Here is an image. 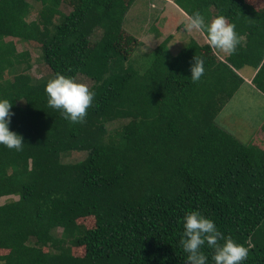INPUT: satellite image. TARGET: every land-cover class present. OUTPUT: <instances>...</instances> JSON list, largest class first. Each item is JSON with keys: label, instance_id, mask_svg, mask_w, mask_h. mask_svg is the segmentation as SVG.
Listing matches in <instances>:
<instances>
[{"label": "trees", "instance_id": "1", "mask_svg": "<svg viewBox=\"0 0 264 264\" xmlns=\"http://www.w3.org/2000/svg\"><path fill=\"white\" fill-rule=\"evenodd\" d=\"M36 1L40 16L29 19L32 1L0 0V99L12 102L9 128L24 139L22 151L0 145V198L19 195L0 201V248L8 249L0 264H186L179 242L185 215L196 210L249 249L242 264H264V138L239 137L222 112L245 82L241 68L264 95V4L175 0L206 25L225 16L243 41L220 57L208 41L191 37L171 54L165 40L140 71L118 48L131 38L123 25L136 0H75L67 14V0ZM98 29L103 36L90 46ZM18 39L41 44L51 76L34 80L19 67H30V53ZM195 55L205 67L198 82L190 79ZM57 73L94 80L85 122L49 107L45 89ZM121 118L125 128L105 138L106 123ZM70 151L96 157L81 177L62 161ZM88 216L92 228L78 222ZM82 246L83 255L73 252ZM202 250L214 264L213 250Z\"/></svg>", "mask_w": 264, "mask_h": 264}, {"label": "rangeland", "instance_id": "2", "mask_svg": "<svg viewBox=\"0 0 264 264\" xmlns=\"http://www.w3.org/2000/svg\"><path fill=\"white\" fill-rule=\"evenodd\" d=\"M30 1L34 3V8L28 18L35 19L40 16L42 3L36 0ZM67 1V3L61 5V11L65 14L73 9L75 2V0ZM249 1L254 2L257 7L264 4V0ZM64 2H66V0H64ZM161 3H163V0H136L126 15L123 29L125 35H129L131 38L125 39L118 48L123 52L125 57L130 59L133 67L138 68L140 71H143L144 68L150 64L153 51L165 40H168L167 44L171 54L180 50L191 37L196 38L200 43L208 41L204 31H193L191 33L186 31L185 24L189 15L183 13V11H179L177 9L178 7L174 10L166 11L164 10V6L161 8ZM61 18L62 15L60 13L54 16V23L50 25L51 30L54 29V24L56 25L61 21ZM214 18L216 17H213V19ZM102 36L103 31L98 29L90 38V46H94L101 40ZM40 46L41 44L37 41L26 42L21 39L17 40L16 45L19 51H29L30 56H26L24 60L30 62V67L23 68L25 66L24 63L19 65V67L26 69V72L30 74L34 80L51 76V69L42 58ZM213 50L220 57L226 55L217 49L213 48ZM17 69L18 68H16V70ZM240 72L244 74L243 68L240 69ZM5 77L12 79L15 75L7 70L5 72ZM75 79L79 82L88 84L89 87L94 84V80L85 74H78ZM253 101H255L254 107ZM18 102L23 103L24 99L21 97ZM222 112H227L229 118L226 120L230 126H233L230 129H234L239 137L248 138L251 139L250 141L254 140L255 142L263 141L264 136L258 134V125H264V95L258 92L253 85L249 83L243 84L232 95L231 99L227 101ZM128 120L129 119L121 118L107 122L105 138L122 131ZM92 158L95 159L96 157L91 151H70L62 155L63 162L73 165L76 177H81L83 175L85 166L91 163ZM18 197L19 195L17 194H7L3 195L0 201L6 202L12 198L16 199ZM78 222L81 223L84 228H92L95 225V218L93 216H88L80 218ZM260 231H262V233L264 232V219L260 224ZM61 233L62 228H57L56 234L60 236ZM247 241H250L249 246L252 245V238H249ZM67 244L71 247L74 246L71 241H67ZM7 251L8 249L0 248V254L6 253ZM73 252L77 255H83L85 253V248L83 246L73 247Z\"/></svg>", "mask_w": 264, "mask_h": 264}, {"label": "clouds", "instance_id": "3", "mask_svg": "<svg viewBox=\"0 0 264 264\" xmlns=\"http://www.w3.org/2000/svg\"><path fill=\"white\" fill-rule=\"evenodd\" d=\"M235 24L229 23L223 15L214 18L210 24H205L204 16L196 11L187 17L185 29L188 32L206 30L209 45L225 54H234L242 43L243 37L238 35ZM191 65V80L198 82L204 75V60L197 55ZM48 105L62 110V115L71 123H83L88 109L93 106L95 93L89 85L75 78L57 73L46 85ZM12 102L0 99V145L9 149L22 151L24 139L9 128L13 113ZM223 241V243H221ZM180 245L187 253L186 264H207L208 257L202 250L205 244L213 250L214 264H242L248 258L249 249L238 244L230 236L217 228L215 222L202 215L198 210L187 213L184 217L183 238Z\"/></svg>", "mask_w": 264, "mask_h": 264}, {"label": "crops", "instance_id": "4", "mask_svg": "<svg viewBox=\"0 0 264 264\" xmlns=\"http://www.w3.org/2000/svg\"><path fill=\"white\" fill-rule=\"evenodd\" d=\"M162 4V7L161 8H163V6L165 7L164 8V10H166V11H170V10H174L176 7H178L177 9L179 10V11H183V13H186L176 2H175V0H163V3H161ZM187 14V13H186ZM187 15H189V14H187ZM207 36V35H206ZM252 75H253V72L251 71V70H247V69H245L244 70V78H245V82H244V84H251L250 82H251V77H252Z\"/></svg>", "mask_w": 264, "mask_h": 264}]
</instances>
